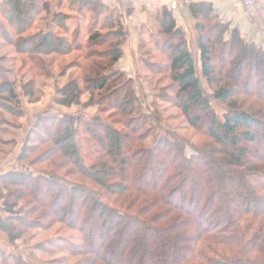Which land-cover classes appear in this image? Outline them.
<instances>
[{"label":"trees","instance_id":"trees-1","mask_svg":"<svg viewBox=\"0 0 264 264\" xmlns=\"http://www.w3.org/2000/svg\"><path fill=\"white\" fill-rule=\"evenodd\" d=\"M188 8L197 35L198 61L186 33L165 7L153 14L152 26L145 39L139 41V64L158 75L159 80L167 81L166 88L155 93L154 115L146 116L133 78L113 68L124 55L123 47L128 37L122 15L116 9L97 0H1V42L27 55L37 76L45 75L46 65L41 55L51 53L48 46L57 47V52L61 53L69 49L90 51L109 44L103 54L98 53L100 59L92 61L86 55L78 59L76 67L80 73L57 88L53 95L56 105L70 106L72 99L89 92L88 107H94L97 115L91 114L86 120L67 113L41 116L30 130L34 143L26 141L23 148L33 153L43 143L55 144L41 154L42 158L44 155L46 160L62 156L61 165L73 167L72 173L80 178L102 166L104 171L100 174L104 185L107 182L115 186L112 176L116 175L121 191L111 204L107 198L112 194L106 189L96 193L82 182L67 177L60 179L48 171L32 173L25 166L21 171L13 169L1 175L4 182H0V189L18 187L10 197L17 199L20 192L28 195L30 202L35 204L29 207L28 214L43 208L47 210L43 216H51L56 222L60 210L66 207L72 215L64 225L69 231L75 229L84 233L89 220L98 222V213L109 211L113 225L106 224L107 231L96 234L100 249L104 251H99L98 258H109L118 250L120 254H127L126 264H131L138 252L145 249L152 256L142 264L160 263L163 256H173L174 261L161 264H264V184H255L252 180L264 176V144L257 140L264 124L235 101L240 93L262 94L247 87L254 76L261 74L264 78V49L246 41L236 28L214 17L209 2L191 3ZM37 18L43 25L27 37L30 42H36V51L29 53L18 46L26 43V38L21 37L29 32ZM88 19L91 21L87 24ZM240 63L246 64L247 70L241 69ZM0 79V107L9 108L12 102L19 107V96L5 81L2 69ZM203 81L212 89L211 93H207ZM224 81L229 82V86L226 87ZM163 91L168 92L169 102L181 109L192 128L207 124V135L222 147L224 160H210L209 154L192 145L189 148L196 153L186 158L185 142L175 134H168L156 142L153 137L148 145L143 143L145 135L132 128L140 126L139 132L142 126L151 124L152 116L158 119L157 102L164 98ZM31 94L33 91L27 95ZM2 96L7 98L4 100ZM213 104L223 109L221 116ZM106 111L111 114L105 121L102 114ZM117 126L125 128L124 132L121 133ZM77 129L86 149L98 154L93 165L84 161L85 156L76 140ZM112 137L118 141L114 150L110 146ZM67 139H70L67 147L70 151L64 147ZM247 146L257 148L251 159L247 157ZM209 161L211 164L207 165ZM146 167L154 174L148 175L144 171ZM211 168L223 174L224 182L213 177ZM142 176L147 179L148 191L139 184ZM234 178L236 183L232 181ZM213 181L216 183L212 185ZM181 187H188L191 193L182 190L179 201L175 202L176 192L172 194V191ZM219 187L225 192L218 197ZM72 199L74 206L69 204ZM189 200L191 205L185 207ZM7 204L5 202L4 206ZM130 206L137 208L134 210ZM7 218L0 215V221ZM18 221L23 228L30 226L26 218L19 217ZM121 223L128 224L123 233L115 229L108 231ZM173 234L176 236L172 237ZM2 253L0 250V264H24L17 257L4 258Z\"/></svg>","mask_w":264,"mask_h":264},{"label":"rangeland","instance_id":"rangeland-1","mask_svg":"<svg viewBox=\"0 0 264 264\" xmlns=\"http://www.w3.org/2000/svg\"><path fill=\"white\" fill-rule=\"evenodd\" d=\"M23 15L25 16L26 14ZM71 15H74V13ZM260 18L262 24L264 25V15H261ZM90 21L91 20L88 19L86 23L88 24ZM42 25L43 23L39 21V18H37L33 27L29 29V32L27 34H23L21 37L26 38V43L19 45L18 48L26 52L28 51L29 53H31V51H36L34 50L36 42H30V38L27 37H29L33 31H36ZM1 41L2 40L0 39V69H2L5 81H8L11 85V89L17 92L19 96V107L13 102L10 103L11 105L9 104V108L0 107V182H4L1 175L8 173L13 169L21 171V167L25 166L32 173L48 171L56 174L60 177V179L67 177L69 180L82 182V184L87 185L96 193L106 189L112 194L111 197L107 198L108 202L114 204V197L117 199V194L121 191L119 186L120 180H117L115 178L116 175H113V182L116 183L115 186L114 184L110 185L107 182L104 185L105 180L100 174V171H104V167L98 166L96 170L89 173V176L80 178L72 173L73 167L68 164L61 165V162L64 161L62 156L56 155L53 156V158L49 157L46 160L44 155L42 158L41 154L43 155L48 149L56 146L55 144L43 143L38 146L33 153H29L26 147L23 148L26 141L27 143H34V138L30 135V130L34 127L37 119L41 116L56 113H67L81 120H86L85 118H89V115L91 114L97 115V112L94 113L96 111L94 107H88V101L90 99L89 92H83L79 95V97H77V99H72V105L70 106L56 105L53 100V95L57 88L63 87L70 80H74L78 73H80L79 69L76 67V61H78V59H81L84 55H86L87 59H92V61L100 59L101 56L98 53L102 52L103 54L105 50L108 49L109 44L103 47L93 48L90 51L69 49L68 51H63L61 53L57 52V47L48 46L51 53L41 55L42 60L45 61L44 64L46 65V68H48V71L45 68V75L37 76L34 65L29 63L28 58H26L27 55L17 53L13 47L3 45ZM255 45L264 49V46L261 44ZM190 49L193 52L196 61H198L197 48L191 46ZM134 59L139 60L138 52ZM118 63L121 65L124 61H119ZM118 63H116L114 67ZM129 63L131 65L130 69H128L131 73L129 76L133 78L136 95L143 105V110L146 111L144 115H154L155 108L152 104L155 102V93L159 89L166 88L165 85L167 81L159 80L160 77L158 75H154L149 72L142 64H139V62L135 60H130ZM118 67L120 66H117V68ZM247 68L248 66L246 64L244 66L241 65V69L247 70ZM1 81L2 80L0 79V83ZM225 82L226 81H224V83ZM251 82V85L248 86L247 89L250 90L255 88L257 93L262 94L253 96L240 93L236 96L235 101H237L238 105H240L243 110L252 113L264 124V78H262L261 74H259L256 77L254 76ZM203 86L207 93L212 92V89L205 81H203ZM225 86H229V82L225 83ZM80 89H83V85L80 86ZM72 90L73 89L71 88L68 89V91L71 92ZM32 91L33 94L28 96L27 94ZM167 93L163 91L164 98L157 102L158 107H160L158 119H155V117L152 116L151 124L149 122L147 126H142L139 132H137V130L140 126L136 125L135 128H132L135 129L136 133L145 135L143 143L148 145L153 142V137L156 142L157 139L164 138L166 135L168 136V134H175L178 138L185 142L184 156L186 158H190L196 153L193 152V149L189 148V145H192L193 147L200 149L202 152L204 151L209 154L210 160H214L215 162L224 160L221 151L222 147L207 135V124L200 125L197 128H192L188 124L181 109L174 107L171 103L172 101L169 102L170 97ZM2 98L5 100L7 96H2ZM13 106L16 107L15 110L13 109ZM213 107L216 113L221 116L223 109L214 104ZM17 108L20 109L19 113L16 112ZM189 113L192 115L191 111H189ZM110 114L111 112L109 111L104 112L102 114V119H107L110 117ZM110 120L112 122L113 119H108L109 122ZM117 127L121 133L124 132L125 128H122L121 126ZM259 130L260 134L257 140L260 144H264V130ZM97 133L102 138L101 134L99 132ZM82 139L83 138L79 135V130L77 129L76 140L80 144L81 154L85 156L84 161L87 165H93L98 159V154H95L92 149H86L84 146L85 144L82 143ZM116 142L118 141L112 137L110 146L113 150ZM66 143H64V147L65 149H68L67 147L70 144V139H67ZM91 145L96 147L95 144ZM247 148L249 150L247 157L251 159L257 152V148L254 146H247ZM89 152H92V155H89ZM76 154L77 153L74 154L75 158ZM208 164L210 165L211 161H209L207 165ZM144 171L149 173L148 175L154 174V172L147 167ZM116 172H119L118 165H116ZM213 177L215 179L217 178L221 182H224L223 174H219L218 170L213 172ZM252 180L255 184H264V176L254 177ZM138 181L142 189L147 190V179L142 176ZM232 181L236 183L237 180L234 178ZM214 183H216V181H213L212 185ZM222 187L225 186L223 185ZM222 187L221 189L220 187L218 189V197L220 194L224 195L225 189ZM16 190H19L16 186L8 188L4 187L3 189H0V215L3 219L7 218V215L10 217H8L6 221H0V250L3 252L2 254H4V258L9 256L17 257L24 264H126L127 254H120L118 250L116 253L109 256V258H98L97 255L99 251H104L100 249L96 240V234H101L107 231L106 224L113 225V219L109 211L102 210L98 213V222L100 223L95 220H89L87 225H85V234L83 232L80 233L75 229L74 231H69V229H67L64 225L71 219L72 215L68 212L66 207L65 209L60 208L61 212L58 216L59 218L57 222L54 221L51 216H48L47 218L45 215L43 216L42 213L47 212V210H44L43 208H38L35 212L28 214L27 211L29 207L34 206L35 204L30 202L29 196L24 195L22 192L19 193V198L17 199L10 197L13 195L10 193ZM182 190L188 194L191 193L188 190V187H181L177 190L175 189L172 191V194L176 192L174 194L175 202L179 201V197L183 192ZM44 191L45 188H42V192ZM131 194L134 195L132 192ZM38 197L40 196L38 195ZM42 199L43 198L41 196L40 200ZM5 202H8L6 206H4ZM69 204L70 206L75 205V203H73V199ZM187 205H191V200L186 201L185 207H187ZM130 207L134 210L137 208H134L133 206ZM155 211L152 213L154 214ZM63 212L68 213L62 215ZM19 217L26 218L30 226L28 228H23V225L18 221ZM162 224H164V222ZM127 225V223H121L120 226L115 228L110 227L108 231H113L115 229V231L121 234L124 232ZM175 236L176 234L172 235V237ZM52 241H54V243H52ZM150 255L151 254L145 249H142L135 256V259L131 264H142L147 262ZM173 259V256L170 258H168V256H163L162 258V260L167 263L174 261ZM163 261H160V263L158 262L157 264H161Z\"/></svg>","mask_w":264,"mask_h":264},{"label":"crops","instance_id":"crops-1","mask_svg":"<svg viewBox=\"0 0 264 264\" xmlns=\"http://www.w3.org/2000/svg\"><path fill=\"white\" fill-rule=\"evenodd\" d=\"M1 1V0H0ZM102 4L116 9L122 15V23L128 33L123 47V58L114 68L131 75L130 60L137 56L139 41L145 39L147 31L152 26L153 14L162 7L173 14L178 27L187 35L189 46L196 47L197 35L194 30V20L188 6L179 4L175 10L170 9L171 0H97ZM212 5L213 15L218 20L236 28L240 35L249 42L264 46V25L261 15H264V0H254L250 7H244L242 0H206ZM117 66H120L117 68ZM131 77V76H130Z\"/></svg>","mask_w":264,"mask_h":264},{"label":"built area","instance_id":"built-area-1","mask_svg":"<svg viewBox=\"0 0 264 264\" xmlns=\"http://www.w3.org/2000/svg\"><path fill=\"white\" fill-rule=\"evenodd\" d=\"M206 1V0H171L170 9L175 10L179 4L188 6L191 3ZM242 4L244 7H250L254 4V0H242Z\"/></svg>","mask_w":264,"mask_h":264}]
</instances>
